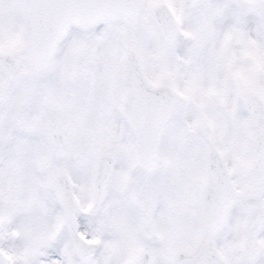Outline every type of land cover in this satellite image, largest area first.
Returning a JSON list of instances; mask_svg holds the SVG:
<instances>
[{
    "label": "snow or ice",
    "instance_id": "1",
    "mask_svg": "<svg viewBox=\"0 0 264 264\" xmlns=\"http://www.w3.org/2000/svg\"><path fill=\"white\" fill-rule=\"evenodd\" d=\"M0 264H264V0H0Z\"/></svg>",
    "mask_w": 264,
    "mask_h": 264
},
{
    "label": "rangeland",
    "instance_id": "2",
    "mask_svg": "<svg viewBox=\"0 0 264 264\" xmlns=\"http://www.w3.org/2000/svg\"><path fill=\"white\" fill-rule=\"evenodd\" d=\"M166 2H169L170 3V0H166ZM177 17H178V12H177ZM179 18V17H178Z\"/></svg>",
    "mask_w": 264,
    "mask_h": 264
}]
</instances>
